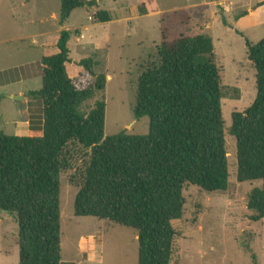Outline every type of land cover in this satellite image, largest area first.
Masks as SVG:
<instances>
[{"label":"trees","instance_id":"obj_1","mask_svg":"<svg viewBox=\"0 0 264 264\" xmlns=\"http://www.w3.org/2000/svg\"><path fill=\"white\" fill-rule=\"evenodd\" d=\"M95 4L60 0L62 25L77 8ZM111 21L107 11L95 15ZM63 30L43 54L42 87L30 97L42 103L40 135L7 136L0 131V211L17 224L18 264L61 263L60 175L71 166L69 148L88 151L73 213L136 232L137 264H172L183 217V189L206 193L229 187L228 159L221 110L220 69L207 35L163 38L157 62L138 78L134 116L150 121L146 135L126 132L105 137V101L84 110L106 77L78 88L68 73L71 63ZM255 70L256 97L242 113L231 115L229 134L236 143V180L260 182L247 197L251 220H264V38L245 42ZM94 76L91 59L80 61ZM2 96L0 95V102Z\"/></svg>","mask_w":264,"mask_h":264},{"label":"rangeland","instance_id":"obj_2","mask_svg":"<svg viewBox=\"0 0 264 264\" xmlns=\"http://www.w3.org/2000/svg\"><path fill=\"white\" fill-rule=\"evenodd\" d=\"M84 1L95 5L77 8L61 25L60 0H0V83L18 82L0 87V131L24 136L16 131L24 125L30 134H41L40 99L26 93L19 101L8 97L42 87L40 60L63 30L71 33L68 73L74 84L82 89L93 87L97 76L106 77L105 90L95 91L84 106L86 111L96 101H105V137L120 132L148 134L149 119H136L133 110L138 78L157 62L163 38L211 37L220 69L229 187L226 192L209 194L184 187L183 217L176 223L180 237L172 264H264V220L253 222L246 206L250 191L261 184L237 182L236 143L229 134L232 113L244 112L256 97L255 70L247 59L245 42L254 45L264 38V0ZM98 11H107L111 21L99 22ZM84 59L92 60L94 76L80 66ZM31 73L34 79L27 80ZM69 152L71 166L60 175L61 263L137 264L135 231L74 216L76 184L89 152L78 145H72ZM17 234L14 217L0 211V264L19 263Z\"/></svg>","mask_w":264,"mask_h":264},{"label":"crops","instance_id":"obj_3","mask_svg":"<svg viewBox=\"0 0 264 264\" xmlns=\"http://www.w3.org/2000/svg\"><path fill=\"white\" fill-rule=\"evenodd\" d=\"M221 1V0H220ZM225 1H227V0H225ZM263 7H264V5L262 6V13H264V11H263ZM261 21H264V17L261 19ZM60 33V32H59ZM36 36H34L33 38H35ZM213 38V37H212ZM34 44H36L35 43V41H34ZM214 44V43H213ZM52 49V48H51ZM42 75V73L40 74V76ZM27 78V80H33L34 79V74L33 73H31V75H29V76H27L26 77ZM25 78V79H26ZM21 78H19V79H17V80H20ZM39 79L40 78H38V83H39ZM33 82V81H32ZM18 82H13V81H11V82H9V83H2V81H1V83H0V87H6V86H10V85H13V84H17ZM5 85V86H4ZM38 90L40 89V88H37ZM23 90V91H20L18 94H14V95H10L9 97H8V99H10V100H13L12 99V97H15V96H19V95H21L20 97H22L23 99H24V93H26V96L27 95H29L30 96V93L31 92H36V91H38V90ZM24 94V95H23ZM23 125V124H22ZM28 127H26V126H24L23 125V127H22V129L21 128H17V132L18 133H23L24 134V136H29L30 135V130L29 129H27Z\"/></svg>","mask_w":264,"mask_h":264},{"label":"water","instance_id":"obj_4","mask_svg":"<svg viewBox=\"0 0 264 264\" xmlns=\"http://www.w3.org/2000/svg\"><path fill=\"white\" fill-rule=\"evenodd\" d=\"M12 99H13L14 101H19V100H22L23 98L20 97V96H15V97H12ZM2 212L7 213V211H3V210H2Z\"/></svg>","mask_w":264,"mask_h":264}]
</instances>
